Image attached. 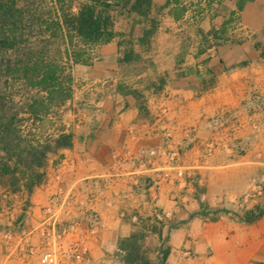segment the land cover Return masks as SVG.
Wrapping results in <instances>:
<instances>
[{
	"label": "crops",
	"instance_id": "1",
	"mask_svg": "<svg viewBox=\"0 0 264 264\" xmlns=\"http://www.w3.org/2000/svg\"><path fill=\"white\" fill-rule=\"evenodd\" d=\"M154 3L162 24L142 67L119 65L117 41L84 46L96 58L75 65L97 84L94 98L82 91L97 114L71 149L49 155L30 198L0 186V264H41L47 254L55 264H144L126 261L134 250L157 264L161 237L151 228L166 237L182 221L166 264H264V215L253 224L225 213L190 219L202 205L264 206V193L242 205L264 188V56L252 37L264 31V0ZM164 75L159 91L143 85ZM69 222L77 226L64 232Z\"/></svg>",
	"mask_w": 264,
	"mask_h": 264
},
{
	"label": "trees",
	"instance_id": "2",
	"mask_svg": "<svg viewBox=\"0 0 264 264\" xmlns=\"http://www.w3.org/2000/svg\"><path fill=\"white\" fill-rule=\"evenodd\" d=\"M56 2L59 5L56 20L49 23L45 21L46 29L51 36L68 37L74 48L75 44L87 46L117 41L120 51L118 63L121 66L133 65L142 61V53L138 48L149 51L151 40L158 29V24L152 20L151 26L144 29L141 37L135 40L126 33L116 30L113 16V9L118 7L128 14L150 19L155 9L154 0H82L77 12L74 11L75 0H56ZM11 18L12 32L17 33L23 24L22 16L20 17V13L6 7L0 0V21L5 24ZM7 44V41L2 39L0 31V45L6 46ZM69 57L75 63L85 62L82 53L78 51H74L72 57L69 53ZM7 68L10 70L11 65L8 64ZM33 69L40 77L36 81L28 80L32 86L46 93L45 97L33 96L30 104L18 107L17 104L8 101L4 95H0V186L7 193L24 194L28 198L46 180L45 169L49 155L64 149H71L74 145V135L64 131H61L57 137H33L24 131V119L21 115H29V118L31 117L36 122L49 113L50 107L55 102L63 105L72 99L71 87H68L71 81L66 83L62 78L64 69L52 63H44L42 66L35 65ZM25 73L28 74V70ZM167 81V75L159 76L150 81L146 87L159 91L167 84ZM239 151L240 153L245 152L242 148ZM25 205L24 214L19 220L21 225L26 217L25 212L29 206V199ZM222 213L230 214L242 223L253 224L264 215V206H257L253 210L238 213L225 208L213 209L202 205L201 210L192 214L190 219L202 217L216 220L218 214ZM187 222L170 223L166 237H162V230L156 225L151 228L161 237L157 264H166L170 255V233ZM135 238L136 236L133 237ZM126 261H142L144 264H149L135 250L130 253Z\"/></svg>",
	"mask_w": 264,
	"mask_h": 264
},
{
	"label": "rangeland",
	"instance_id": "3",
	"mask_svg": "<svg viewBox=\"0 0 264 264\" xmlns=\"http://www.w3.org/2000/svg\"><path fill=\"white\" fill-rule=\"evenodd\" d=\"M6 7H9L16 13L22 16L23 24L17 33L12 32V25L10 24L12 18L8 23L2 24L0 21V31L2 39L7 41V45H0V95H4L8 101L19 106L30 104L33 96L45 97L46 93L41 91L38 87L32 86L30 83L36 81L38 72H34L33 67L36 65L42 66L44 63H52L64 69L62 78L66 83L70 82L72 91V103L68 105H59L55 102L47 115L42 116L38 121L34 122L29 115H21L24 119V131L33 137H57L61 131L71 133L73 135H80L87 124V115L97 114L98 108H89L87 105L90 101L85 100L82 91L92 94V98L97 93V84L92 80L85 79L84 75L87 72L76 67L71 57L74 51L82 53L83 60H91L96 58L91 49L83 45L75 44V48L71 45L69 38L66 36L53 37L47 31L46 24L54 21L57 18L59 5L56 0H1ZM82 0H75L74 11H78L79 4ZM113 16L115 24L119 32H124L131 38L137 40L143 34L146 27L151 26V21L156 24H162V13L158 8H155L150 19L142 18L136 14L124 15L121 8L115 7ZM7 21V20H6ZM121 21L124 23H121ZM128 21L129 24H125ZM125 26H127L125 28ZM253 39L256 42L257 49L260 54L264 56V47L261 45V39L264 38V31L259 34H253ZM9 38V40H7ZM189 39V38H188ZM190 40V39H189ZM12 43V44H11ZM141 52V50L138 48ZM84 63V62H83ZM11 65L8 70L7 65ZM137 67L128 66L126 69L128 73H135L140 69L141 63H136ZM26 74L25 72H27ZM29 79V80H28ZM153 79H144L143 85L147 86ZM75 104V105H74ZM90 114V115H91ZM248 143L243 144V149L246 151ZM256 193V190L247 193L242 198V205L245 207L256 197L249 201H245L247 195ZM264 193V192H263ZM1 198V197H0ZM4 202L7 198L2 196Z\"/></svg>",
	"mask_w": 264,
	"mask_h": 264
},
{
	"label": "built area",
	"instance_id": "4",
	"mask_svg": "<svg viewBox=\"0 0 264 264\" xmlns=\"http://www.w3.org/2000/svg\"><path fill=\"white\" fill-rule=\"evenodd\" d=\"M142 153H146V151H143ZM175 156H178V153L176 152L175 153ZM263 192H264V188L259 185L258 188L256 189V193H253L252 195H247L245 197V201H249L251 200L252 198L254 197H257L258 194L261 193V195H263ZM135 219H137V217H135ZM76 223L75 222H69L68 225L66 226L64 232L68 231V230H74L76 228ZM70 255L72 254H77L79 253V246H73L71 249H70ZM56 263V259H55V255L53 254H47L43 257V259L41 260V264H55Z\"/></svg>",
	"mask_w": 264,
	"mask_h": 264
}]
</instances>
